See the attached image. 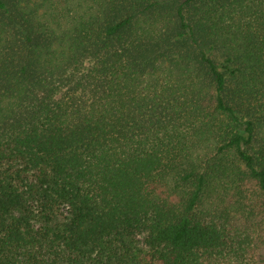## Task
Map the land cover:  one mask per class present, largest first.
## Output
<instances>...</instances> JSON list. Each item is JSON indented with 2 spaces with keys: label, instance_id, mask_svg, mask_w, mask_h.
<instances>
[{
  "label": "trees",
  "instance_id": "1",
  "mask_svg": "<svg viewBox=\"0 0 264 264\" xmlns=\"http://www.w3.org/2000/svg\"><path fill=\"white\" fill-rule=\"evenodd\" d=\"M0 264H264V0H0Z\"/></svg>",
  "mask_w": 264,
  "mask_h": 264
}]
</instances>
